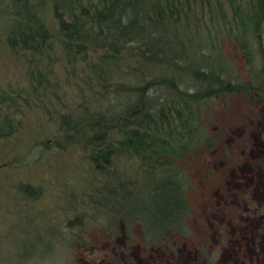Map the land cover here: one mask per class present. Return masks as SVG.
Wrapping results in <instances>:
<instances>
[{"label":"rangeland","instance_id":"374dc122","mask_svg":"<svg viewBox=\"0 0 264 264\" xmlns=\"http://www.w3.org/2000/svg\"><path fill=\"white\" fill-rule=\"evenodd\" d=\"M259 1L180 0L188 20L166 29L157 46L162 73L191 89L182 80L189 57L241 80L250 70L258 77ZM21 2L0 0V124L6 117L17 125L0 136V264H264V103L240 93L203 106L192 121L203 137L191 138L179 162L191 212L179 234H165L169 244H146L137 224L125 229L109 192L117 176H142L140 160L118 143L131 120L104 122L117 153L103 171L90 159L91 133L79 126L89 110L109 105L108 91L151 78L140 55L151 50L145 40L110 46L104 28L95 46L71 52L51 5ZM35 14L48 30L39 43L29 35ZM151 93L164 99L162 86Z\"/></svg>","mask_w":264,"mask_h":264},{"label":"trees","instance_id":"16d2710c","mask_svg":"<svg viewBox=\"0 0 264 264\" xmlns=\"http://www.w3.org/2000/svg\"><path fill=\"white\" fill-rule=\"evenodd\" d=\"M17 1L33 8L40 5V10L42 5L44 7L50 4L58 28L65 38L64 48L71 52L95 46L100 41L99 36L104 28L112 31V40L107 42L110 46L126 48L128 43L142 44L141 41L145 40L151 53L139 54L145 55L142 58L149 62L153 71L149 73L151 78L145 79L143 84H121L117 89L108 91L102 102L111 92H115L113 97L106 99L109 105L100 104L96 109L89 110L81 120L79 129L88 132L87 137L91 133L88 139L92 147L90 159L97 170L103 171L113 165L114 155L117 153L109 140V132L103 130L104 122L131 120L125 137L118 143L140 160L142 176L140 179L117 176L116 181L110 185L109 192L113 204L119 207L120 219L125 229L129 228V223L137 224L144 234L146 244L166 246L170 239L165 234H179L191 212L185 188L187 178L182 175L183 169L179 162L192 147L194 141L191 138L195 137L197 141L203 137L201 130H194L196 124L193 122L201 119L204 105L229 94L246 93L256 104L264 103V95L261 94L264 91V67L260 68L258 77L253 76V71L250 70L251 79L245 81L227 72V67L220 71L209 63L196 65V62L187 57L185 77L182 80L190 81L191 89L182 88L176 77L163 74V70L158 67V57H162V54L157 46L166 29L179 24L186 25L181 20H188L180 0ZM257 8L258 13L252 22L256 24L259 51L264 57L259 32L264 19V0L259 1ZM29 35L32 39L36 40L38 37L41 41L48 37L47 27L40 15H34V25ZM238 42L240 48L246 51V43L240 40ZM22 43L24 48L28 47L25 38ZM36 43L39 41L36 40ZM246 55L250 57L251 53L247 51ZM219 60L222 59L215 61ZM165 65L166 62L163 66ZM161 86L164 91L162 101L152 97L155 93H151ZM120 92L126 94L125 105L122 104ZM69 118L63 116L61 122L66 123ZM16 126L13 119L7 120L5 117L0 124V136H8ZM29 188L22 186L24 191Z\"/></svg>","mask_w":264,"mask_h":264},{"label":"water","instance_id":"95a60500","mask_svg":"<svg viewBox=\"0 0 264 264\" xmlns=\"http://www.w3.org/2000/svg\"><path fill=\"white\" fill-rule=\"evenodd\" d=\"M259 32H260L261 37H262V44H263V48H264V19L261 21Z\"/></svg>","mask_w":264,"mask_h":264}]
</instances>
